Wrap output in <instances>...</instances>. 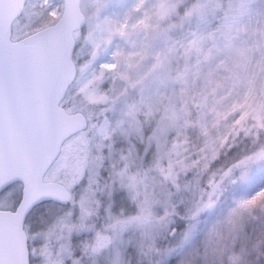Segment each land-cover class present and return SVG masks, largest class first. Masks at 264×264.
<instances>
[{
  "label": "rangeland",
  "instance_id": "obj_1",
  "mask_svg": "<svg viewBox=\"0 0 264 264\" xmlns=\"http://www.w3.org/2000/svg\"><path fill=\"white\" fill-rule=\"evenodd\" d=\"M62 8L28 0L14 40ZM81 9L66 96L88 128L45 177L73 199L34 211L33 263L264 264L254 237L264 222V0H82ZM208 73L220 86L193 97ZM13 192L0 209L14 208ZM47 214L57 220L41 232Z\"/></svg>",
  "mask_w": 264,
  "mask_h": 264
},
{
  "label": "water",
  "instance_id": "obj_2",
  "mask_svg": "<svg viewBox=\"0 0 264 264\" xmlns=\"http://www.w3.org/2000/svg\"><path fill=\"white\" fill-rule=\"evenodd\" d=\"M61 1L55 24L14 40L28 0H0V196L22 186L16 209H0V264H31L29 215L41 204L73 199L63 183L45 179L64 144L88 128L84 114L62 106L77 77L75 34L86 18L82 0Z\"/></svg>",
  "mask_w": 264,
  "mask_h": 264
},
{
  "label": "trees",
  "instance_id": "obj_3",
  "mask_svg": "<svg viewBox=\"0 0 264 264\" xmlns=\"http://www.w3.org/2000/svg\"><path fill=\"white\" fill-rule=\"evenodd\" d=\"M55 1L62 3L61 0H55ZM62 13H63V8L60 10L59 16L56 17V18H53V17H51L49 15L48 11L46 10L41 15V17H38L37 19L34 20L32 25L30 26V33L28 35L33 34V33L37 32V31H39L41 29H44V28H46L48 26H51V25L55 24L58 21V19L61 17ZM223 73L227 75V74H230V71L229 72H223ZM207 75L201 79L202 82L195 89L194 93L197 94V95H195L193 92H191L193 97H195V98L196 97H200V96L204 95L205 93H207V91H211L213 89H217L220 86V82H221L220 75H216L215 73L214 74L213 73H208ZM228 77H230V75ZM62 106L70 113L71 112L72 113H76L77 112L76 109H75V106H74V104L72 102V99H70V97H67V96L65 97L64 101L62 102ZM19 185L20 184H15V185L9 187L0 196V197L5 196L6 194H9L10 192L14 191L12 196H11L12 202H14V208L12 209V211H14L16 209V207L18 206V204H19V202L21 200L22 186L20 185L21 188L19 189L17 187ZM47 206H49V207L50 206H56V207H61V208H68L67 205L63 206V205H60V204L55 203V202H48V203L41 204L38 207H36L32 211V213L29 215V217H28V219L26 221L25 228L30 223V218L33 215L34 211H36L37 209H40L42 207H47ZM56 220H57L56 216H53L52 214L51 215L47 214V215L43 216V218H41L38 223L37 222H35V223H37V225H39V229L42 232V229H45L47 226L52 225ZM257 228H258V232L257 233L254 232V233H256V236H254V237H256L257 239H260L258 242H259V245H262V244H264V222L259 224V226ZM26 231H28V230H26ZM39 235H41V234H39ZM191 250L192 249L189 250V252H190L189 256L191 255V253L193 255L200 254L199 252H197L194 249L192 251ZM187 257H188V255H186V253H185V254L180 256L179 260L182 261V259H185V258L187 259ZM31 264H34L33 263V259H31ZM172 264H176V263H172Z\"/></svg>",
  "mask_w": 264,
  "mask_h": 264
}]
</instances>
